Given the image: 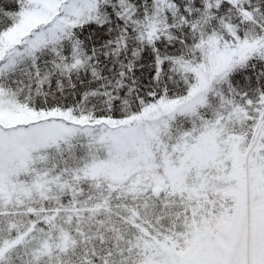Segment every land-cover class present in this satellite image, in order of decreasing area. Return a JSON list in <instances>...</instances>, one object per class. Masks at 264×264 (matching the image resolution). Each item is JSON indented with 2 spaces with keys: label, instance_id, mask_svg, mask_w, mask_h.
<instances>
[{
  "label": "snow or ice",
  "instance_id": "obj_1",
  "mask_svg": "<svg viewBox=\"0 0 264 264\" xmlns=\"http://www.w3.org/2000/svg\"><path fill=\"white\" fill-rule=\"evenodd\" d=\"M0 264H264V0H0Z\"/></svg>",
  "mask_w": 264,
  "mask_h": 264
}]
</instances>
